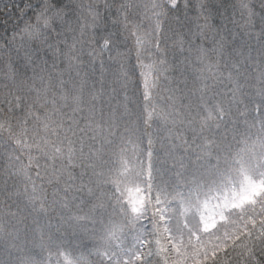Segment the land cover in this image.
<instances>
[{"label": "snow or ice", "instance_id": "obj_1", "mask_svg": "<svg viewBox=\"0 0 264 264\" xmlns=\"http://www.w3.org/2000/svg\"><path fill=\"white\" fill-rule=\"evenodd\" d=\"M22 3L0 264H264V0Z\"/></svg>", "mask_w": 264, "mask_h": 264}, {"label": "trees", "instance_id": "obj_2", "mask_svg": "<svg viewBox=\"0 0 264 264\" xmlns=\"http://www.w3.org/2000/svg\"><path fill=\"white\" fill-rule=\"evenodd\" d=\"M18 2H21V6H23V3H22V0H18ZM14 11V16H13V20L15 19V10ZM5 19H8L7 16H5L3 13H0V35L3 34V30L4 28L6 27L4 24H3V20ZM13 20H9V25H7V27L9 29H11V26H12V23H13Z\"/></svg>", "mask_w": 264, "mask_h": 264}]
</instances>
